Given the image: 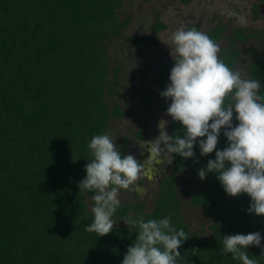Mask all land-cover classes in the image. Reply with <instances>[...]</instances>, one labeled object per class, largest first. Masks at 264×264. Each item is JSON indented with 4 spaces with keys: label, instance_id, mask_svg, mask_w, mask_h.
<instances>
[{
    "label": "trees",
    "instance_id": "1",
    "mask_svg": "<svg viewBox=\"0 0 264 264\" xmlns=\"http://www.w3.org/2000/svg\"><path fill=\"white\" fill-rule=\"evenodd\" d=\"M121 0H0V264H122L138 229L123 220L131 217L171 218L177 231L189 239L178 251L177 264H242L231 254L220 255L226 235L260 232L264 237V216L249 214L247 194L230 197L215 173H208L200 187L187 192L189 203L200 207L211 220L210 234L199 238L189 231L179 212L176 175L206 168L215 153L201 156L198 143L194 157L173 154L168 174L158 182L152 209L142 214L139 201L120 204L113 217L119 224L106 236L85 231L93 220L79 182L85 166L93 159L88 144L103 135L111 118L122 115L120 106L104 101L109 57L103 43L120 35L126 19L119 23L116 10ZM256 6L253 15L256 17ZM162 27L156 21L154 30ZM198 25H190L187 29ZM217 24L207 35L227 44L218 53L233 70L241 43L255 37L260 53L251 52L247 79H257L264 90V29L243 34L234 29L223 35ZM140 43L150 41L141 37ZM171 61L157 68L150 93L158 97L167 86ZM117 68H113V75ZM154 100L145 97L143 106ZM163 108H167L163 106ZM233 114V126L238 124ZM147 115L141 117L133 136L141 137ZM182 132L179 122L169 120L168 134ZM206 139V137L204 138ZM130 138L117 144L121 155ZM227 146L223 129L217 150ZM199 162L196 163L195 161ZM199 177V176H198ZM262 247L247 251L257 264H264ZM193 249L196 252H193Z\"/></svg>",
    "mask_w": 264,
    "mask_h": 264
},
{
    "label": "clouds",
    "instance_id": "2",
    "mask_svg": "<svg viewBox=\"0 0 264 264\" xmlns=\"http://www.w3.org/2000/svg\"><path fill=\"white\" fill-rule=\"evenodd\" d=\"M170 55L174 66L170 83L160 95L171 103L166 115L179 122L178 131L169 135V121L160 119L159 134L147 146L148 158L141 162L134 155H121L116 137L94 136L88 148L93 159L85 166L86 177L79 182L81 191L93 192V220L85 231L97 237L108 235L116 222L112 219L120 205L119 193L127 190L143 174L146 165L160 162L162 156L177 154L193 158L198 143L201 156L215 153L206 168L198 170L201 180L215 173L230 197L247 194L251 198L246 210L264 216V90L257 79H245L239 71L230 69L219 57L220 48L207 34L195 28H183L169 37ZM238 121L233 126V114ZM227 146L217 150L221 130ZM206 137V139H204ZM196 163L199 161L196 160ZM170 217L145 221L142 217L125 218L126 225L138 231L127 248L122 264H177L178 249L189 239L187 234L171 224ZM260 232L226 235L222 238L220 255L231 254L242 264H257L250 258V246L262 247ZM195 253L196 250L193 249Z\"/></svg>",
    "mask_w": 264,
    "mask_h": 264
},
{
    "label": "rangeland",
    "instance_id": "3",
    "mask_svg": "<svg viewBox=\"0 0 264 264\" xmlns=\"http://www.w3.org/2000/svg\"><path fill=\"white\" fill-rule=\"evenodd\" d=\"M256 6V17L253 7ZM116 16L121 23L120 35L103 43V48L109 57L107 64V88L110 93H104V101L111 108L114 104L120 106L122 115L111 118L104 134L116 137V146L122 136H127L131 144L125 147V155L132 154L143 162L148 158L147 146L141 148L140 141H151L159 134L157 127L160 119L170 120L166 109L171 103L161 95L155 97L150 93L153 87V75L157 68L172 60L170 55L169 37L172 32L193 24L198 25V31L207 32L217 24H222L223 35H229L234 29L243 34L252 30L264 29V0H121ZM159 21L162 27L154 30V23ZM141 37L150 38L149 42L140 43ZM216 43L222 49L226 46L225 37H220ZM239 48L234 71H239L247 79L248 63L253 61L251 52L260 53V43L255 37L246 38L236 43ZM113 68H117L113 75ZM170 83L167 79V85ZM165 90V89H164ZM149 97L154 100L152 106H143L142 99ZM146 114L147 121L141 130V137L133 136L137 131L141 117ZM169 126V124H168ZM168 127L166 128V131ZM103 134V135H104ZM171 155L162 156L160 162L146 165L141 177L129 189H121L120 204L139 201L143 204L142 214L152 209V202L158 192V182L168 174L171 168ZM175 188L180 199L179 212L189 231L199 238L210 234L211 220L200 207L189 203L188 191L200 187L198 176L190 172H180L176 175ZM87 210L91 212L94 206L92 197L86 196ZM119 224V219L112 217Z\"/></svg>",
    "mask_w": 264,
    "mask_h": 264
},
{
    "label": "crops",
    "instance_id": "4",
    "mask_svg": "<svg viewBox=\"0 0 264 264\" xmlns=\"http://www.w3.org/2000/svg\"><path fill=\"white\" fill-rule=\"evenodd\" d=\"M183 2H185V0H183ZM193 25H194V24H193ZM210 30H211V29H210ZM210 30H209V31H210ZM209 31H208V32H209ZM208 32H207V33H208ZM138 138H139V137H138ZM130 144H131V141H130L129 145H130ZM129 145H128V146H129Z\"/></svg>",
    "mask_w": 264,
    "mask_h": 264
}]
</instances>
